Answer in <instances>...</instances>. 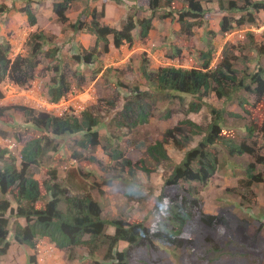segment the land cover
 I'll use <instances>...</instances> for the list:
<instances>
[{"label":"trees","instance_id":"1","mask_svg":"<svg viewBox=\"0 0 264 264\" xmlns=\"http://www.w3.org/2000/svg\"><path fill=\"white\" fill-rule=\"evenodd\" d=\"M74 1L61 0L53 3L52 11L56 21L61 25L69 24L66 12ZM128 1L134 3V7L137 8L135 4L139 0ZM238 1L242 4L239 5L237 0H146L145 9L149 16L137 19L132 11L130 14L127 12L118 28L101 23L103 12L85 9L80 15H84L87 21L79 16L74 23L69 24V28L74 33L84 32L95 36L94 46L84 50L78 58L80 63L92 65L102 53L109 51L110 45L116 49L123 45L131 46L135 38L146 44L150 39L153 19L163 20L173 13L178 15V23L186 36L192 35V27L207 26L212 20H218L221 34L244 24H255L254 15L264 11V1ZM213 2L217 5L215 9L209 6ZM134 7L130 5L129 12ZM8 10L7 6H0V13ZM17 12L26 17L28 26L33 27L37 24L30 0L17 9ZM229 12H240L245 15L234 19L229 16ZM205 34L207 35L205 48L197 53V67L160 66L150 69L143 63L140 74L151 92H140L138 88H134L133 97L125 101L119 113L121 121H117L118 127H126L125 123H128V127L134 129L138 125L148 123L152 113L147 110L145 99L153 96V93L159 95L161 100L190 96L192 100L188 112H197L203 105L208 109L210 121L205 129L189 119H184L174 128L166 130L161 141L145 148L146 157L153 163H159L168 159L165 149L168 142H172L177 149L190 142L184 137V142L177 138V135H182L184 131L182 129H188L193 136H202L197 145L184 154L164 179L154 205V211L160 217L155 226L149 228L136 220L130 222L121 219L105 220L100 204L93 199L89 190L82 189V186H79L81 188L79 190L75 184L60 182L57 169L43 168V158L49 152L57 153V144L54 142L56 137L79 134L81 139L77 145L80 149L89 150L100 146L96 130L99 121L88 110L76 116L54 117L16 106L12 109L21 113L26 122L41 131L42 135L32 137L23 144L20 160L8 149L0 148V257L9 250L11 243L8 235L11 232L12 239L17 245L29 248L34 253L39 241H49L56 249L66 252L69 262L76 260L78 249L82 250L83 256L91 260V264H148L141 257L142 253L149 258L152 253L159 252L160 244L174 249L188 246L194 257L190 254L185 264L214 263L211 256L221 250L220 246L212 238L206 237L207 247L195 251L192 248V238L184 228L191 222L199 223L208 229L223 225L234 230L236 226L225 219V216L205 214L198 189L189 184L199 183L205 186L215 175L219 169L217 147L230 158L248 155L255 159L256 163L264 164V158L258 156L254 146L249 143L256 132L264 137V125L243 124L236 132L227 126V118L245 117L223 107L224 103L236 100L239 108L248 116L247 106L253 109L264 106V67L258 60L264 55V36L262 43L253 47L255 58L248 59L249 63H254V69L250 70L246 66L238 70L233 67L235 57L228 56L225 49L219 63L214 68L211 67L217 47L212 38L216 33L207 28ZM45 35L43 32L31 34L27 42L30 50L27 56L18 54L10 58V44L0 45V84L7 80L18 87H26L38 76L37 70L41 65V59L58 61L57 48L43 50V45L51 42ZM100 45L102 48L99 50ZM101 70L99 66L94 73L98 74ZM53 71L55 77L53 84L48 86L47 95L53 103H57L69 92L70 84L64 72L61 73L59 65H55ZM209 95L217 102L223 101L221 108L208 103L206 98ZM248 97L253 98L252 104H248L250 103ZM10 109L8 106L0 107V121L7 122L11 119V115L6 112ZM168 116L166 113L164 117ZM21 137L17 136L18 139ZM103 151L115 165L119 166L120 171H126L129 176L134 177L138 164H133L125 158L121 150L109 143L108 148L103 147ZM73 158L80 161L81 155L75 154ZM89 161L97 162V159L90 156ZM143 161L140 160L139 164H143ZM141 169L149 173L146 168ZM37 170H43L41 172L45 175L44 179L34 177ZM245 170L247 179L245 182L243 180L239 182L240 187L248 189L252 183L262 182L261 176L254 175L253 164H248ZM83 175L87 177V174L81 176ZM126 194L136 196V192L130 189ZM12 219L14 220L11 224ZM19 219H23L24 224H21ZM109 226L114 228L113 234L107 233ZM122 244L126 246L120 249ZM98 253L103 254L102 261H98ZM26 262L37 264L36 254L28 255Z\"/></svg>","mask_w":264,"mask_h":264},{"label":"rangeland","instance_id":"2","mask_svg":"<svg viewBox=\"0 0 264 264\" xmlns=\"http://www.w3.org/2000/svg\"><path fill=\"white\" fill-rule=\"evenodd\" d=\"M26 2L27 0H0V6L9 8L7 12L0 13V45L10 44V58H14L18 54L27 56L30 52L27 42L35 29L31 31L23 14L17 12V9L23 7ZM30 2L41 3L37 4V16L40 24L44 25L48 18L47 8L51 7L50 2H45L44 6H42V0H30ZM107 3H112L115 9H123L129 14L132 11L137 19H141L143 8L146 6V0H139L137 8L132 4L134 8L129 12L128 8L131 3L128 0H119V2L115 0H75L66 12L70 18L69 24L74 23L79 16L82 20L87 21L84 15H80L85 9L88 11L96 9L98 13H104L103 9ZM237 3L242 4L238 0ZM209 6L217 8L215 2ZM244 15L245 13L229 12V16L234 19H239ZM115 16L119 18V15ZM254 16L255 24H244L225 34L217 31V34L212 38L217 46L213 61L218 63L223 57L225 49L228 56L235 57L233 67L238 70H242L246 66L250 70L254 69V63H249L248 59L255 58L256 53L253 47L263 41L264 11H260ZM54 19L56 24L50 23V33L45 35L47 39H51V42L45 43L43 50L57 48L58 61L41 59L36 80L41 81L45 97L48 86L53 84L55 77L53 67L59 65L61 73L64 72L70 84V90L60 104V107L67 108L64 115L76 116L82 111L88 110L99 121L96 130L100 146L89 150L80 149L77 145L81 139L79 134L56 137L54 142L57 144V153L49 152L43 158V168L57 169L60 182L75 184L79 190H81L79 186L89 190L93 199L100 204L102 217L105 220L121 219L128 222L136 220L143 222L146 227L152 228L160 220L154 211V205L164 179L168 177L173 166L180 162L184 154L197 145L202 136H193L188 129H182L184 130L182 135H177V138L182 142H184V138H187L190 142L185 143V146L180 149H177L172 142H168L165 145L168 159L159 163H153L146 157L145 148L161 141L166 130L174 128L184 119H189L205 129L210 121L208 109L203 105L197 112H188V106L192 100L190 96L161 100L159 95L151 93L153 96L145 99V103L148 105L147 110L152 113L148 123L138 125L134 129L128 127V123H125L126 127H118L117 121H121L119 113L125 101L133 97L134 88H138L140 92H151L140 74L143 63L150 69L160 66L197 67V53L205 48L206 30L207 28L211 30V27L213 29L217 20H212L213 22L207 26L192 27V35L186 36L182 33V26L178 23L177 14L173 13L163 20L155 18V25L152 26L150 39L146 44L136 39L131 46L123 45L116 49L110 45L107 53H102L92 65H85L80 63L78 58L84 50L93 47L87 43L88 37L81 36L84 32L74 33L68 23L62 26L55 17ZM112 23L114 27L117 26L114 20ZM215 29L217 30V28ZM101 48L102 45L99 50ZM258 60L264 67V55L260 56ZM99 66L102 68L101 72L94 73ZM9 86L7 80L0 84V107H11L9 111H6L11 115V119L7 122L0 121V148L8 149L20 160L23 144L32 137L42 135V132L26 122L21 113L12 109L16 106L24 107V104L20 95L8 90ZM206 99L212 106L221 108L223 101L217 102L210 95ZM248 100L250 101L248 104L254 102L252 97H248ZM223 107L245 117V119L227 118V126L236 132L242 128L243 124L264 125V106L259 109L247 106L248 116L245 111L239 109L236 100L224 103ZM166 113L169 114L168 118L164 117ZM18 135L22 137L18 139ZM108 143L121 150L125 158L133 164H138L134 177L129 176L126 171H120L119 166L109 159L103 151V147L108 148ZM249 143L254 146L257 155L264 158L263 135L256 132ZM216 151L219 169L215 175L205 186L199 183H190L189 185L198 189L205 214L225 216V219L234 224L236 228L231 230L229 226L221 225L208 229L199 223L191 222L184 230L190 234L192 248L195 251L207 247L206 237L212 238L220 246L221 250L211 256L213 264H264V164L256 163L255 159L248 155L230 158L219 147ZM75 154L81 155L80 161L73 158ZM90 156L95 157L97 162H90ZM140 160H144L143 164H139ZM248 164L254 165V175L261 176L262 182L252 183L248 189H243L239 182L246 181L245 169ZM143 167L149 173L144 172L141 169ZM41 171L43 170H37L35 173L36 179H44L45 175ZM82 174H87V177L81 176ZM129 184L132 186L131 188ZM129 189L136 192V196H128L126 192ZM13 220H11V224ZM18 221L24 224L23 219ZM113 232L114 228L109 226L107 233L113 234ZM12 237L10 232L8 240L11 244H16ZM43 241L45 244H42V253H36L37 264L39 261L40 264H91V260L82 255V250L77 249L76 260L69 262L66 252L52 247L49 241ZM125 246V244L120 245V249ZM158 246L159 252L152 253L149 258L142 253L141 257L148 264H185L186 258L190 254L193 256L188 246L180 249L160 244ZM21 247L23 250L29 251L26 247ZM28 253L26 257L29 255ZM102 257L103 254L98 253V261H102ZM23 258V254L17 250L13 255L9 254L0 258V264H26Z\"/></svg>","mask_w":264,"mask_h":264},{"label":"crops","instance_id":"3","mask_svg":"<svg viewBox=\"0 0 264 264\" xmlns=\"http://www.w3.org/2000/svg\"><path fill=\"white\" fill-rule=\"evenodd\" d=\"M43 1V3H42V6H44V3L45 2H50V8L48 9L47 8V11H46V13H47V15H48V18L45 20L46 21V23H44V25H41L40 24V21H39V18H38V16H37V12H38V5L37 4H41V3H36V2H32V7H33V10H34V12H35V14H36V17H37V24L35 25V26H33V27H31V26H29L30 28V30L31 31H33L34 29L35 30H38L39 32H43L44 34H46V33H50V27H49V24L50 23H55V19H54V17H55V15H54V13H53V11H52V5H53V3L54 2H60V1H54V0H42ZM134 5V3H131V5ZM96 5V4H95ZM136 6H138V3L137 4H135ZM211 7H213V6H211ZM146 6L144 7V10H143V13H142V16L140 17L141 19L142 18H146V17H148L149 16V12H147L146 11ZM215 9V8H214ZM103 11H104V15H103V18H102V21H101V23L102 24H104V25H108V26H110V27H114V24L112 23V20H114L115 21V23H116V25L117 26H115L114 28H118L119 27V23H120V21L121 20H123L125 17H126V15H127V12L125 11V10H123V9H119V8H114V6H113V4L112 3H107V4H105V7H104V9H103ZM50 15V16H49ZM115 15H119V18H116V16ZM123 16H124V18H123ZM24 18H25V21H27L26 20V17L24 16ZM67 18H68V16H67ZM70 18H68V20H69ZM211 22H213V21H210V23ZM152 23H153V26L155 25V19H153V21H152ZM48 24V25H47ZM56 24V23H55ZM63 26V25H62ZM215 28H217V30L215 29ZM35 30H34V32H35ZM211 30L214 32V33H216L217 34V31L219 32V25H218V20H217V22H215V27L212 29V27H211ZM33 33V32H32ZM151 35V32L149 33V36ZM81 36H86V37H88V39H87V43L90 45V46H94V44H95V36H92V35H89V34H86V33H82L81 34ZM135 36H136V34H135ZM136 40V38L134 39V41ZM109 41H110V43H111V39H109ZM91 43V44H90ZM1 44V43H0ZM83 45V44H82ZM42 244H45V242L42 240L41 242H40V244H38L37 245V247H38V250H37V252H40V253H42ZM51 245V244H50ZM29 251H26V250H23L22 249V247L21 246H19V245H17V244H10V247H9V250L7 251V253L4 255V256H7V255H9V254H11V255H13V253H15V252H17V250L18 251H20L22 254H23V260H24V263L26 262V259H27V257H26V254H27V252H29L28 254L29 255H32V253H33V250H31V249H29V248H27ZM4 256H2V257H4ZM2 257H0V258H2ZM38 261H39V259H38ZM26 264H27V262H26ZM38 264H40V261H39V263Z\"/></svg>","mask_w":264,"mask_h":264},{"label":"built area","instance_id":"4","mask_svg":"<svg viewBox=\"0 0 264 264\" xmlns=\"http://www.w3.org/2000/svg\"><path fill=\"white\" fill-rule=\"evenodd\" d=\"M8 90L14 94L20 95L24 106L34 110L46 111L55 116H60L67 111L66 107H60L63 98H61L59 102L53 103L43 96V87L39 80H33L25 89L19 88L16 85H11Z\"/></svg>","mask_w":264,"mask_h":264},{"label":"clouds","instance_id":"5","mask_svg":"<svg viewBox=\"0 0 264 264\" xmlns=\"http://www.w3.org/2000/svg\"><path fill=\"white\" fill-rule=\"evenodd\" d=\"M35 32H39V31H35ZM35 32H33V33H35ZM32 33V34H33ZM228 33V32H227ZM222 59V58H221ZM219 63V62H218ZM216 61H213L212 60V63H211V67L212 68H214L217 64H218ZM34 80H36V78L34 79ZM32 82V81H31ZM30 82V83H31ZM30 83L26 86V87H19V88H22V89H25V88H27L29 85H30ZM10 84V86L11 85H14L13 83H9ZM46 94V93H45ZM186 96V95H185ZM45 97H46V99L47 100H49L50 102H52L49 98H48V96L47 95H45ZM63 98V97H62ZM59 102V101H58ZM25 108H29V107H26V106H24ZM239 107V106H238ZM30 109H32V108H30ZM240 109V108H239ZM32 110H34V109H32ZM34 111H37V110H34ZM37 112H41V113H45V114H48V115H51V116H54V117H61V116H63L64 115V113L66 112H64L62 115H60V116H55V115H52L51 113H48V112H46V111H37ZM235 114V113H234ZM166 149V148H165ZM42 241V240H41ZM41 241H39V242H41ZM38 242V243H39ZM38 243H37V245H38ZM50 243V242H49ZM51 244V243H50ZM52 245V247H54V245L53 244H51ZM55 248V247H54ZM58 250V249H57ZM37 253V246H36V250H35V253L34 254H36ZM37 255V254H36Z\"/></svg>","mask_w":264,"mask_h":264}]
</instances>
